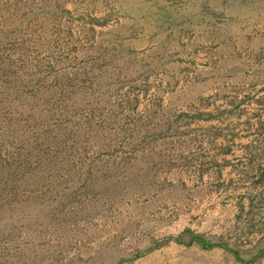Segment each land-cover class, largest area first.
I'll list each match as a JSON object with an SVG mask.
<instances>
[{
    "label": "rangeland",
    "instance_id": "1",
    "mask_svg": "<svg viewBox=\"0 0 264 264\" xmlns=\"http://www.w3.org/2000/svg\"><path fill=\"white\" fill-rule=\"evenodd\" d=\"M0 264H264V0H0Z\"/></svg>",
    "mask_w": 264,
    "mask_h": 264
},
{
    "label": "trees",
    "instance_id": "2",
    "mask_svg": "<svg viewBox=\"0 0 264 264\" xmlns=\"http://www.w3.org/2000/svg\"><path fill=\"white\" fill-rule=\"evenodd\" d=\"M197 242L199 243H204V241L201 238H196L195 239ZM209 248H214V247H218V245H207Z\"/></svg>",
    "mask_w": 264,
    "mask_h": 264
}]
</instances>
